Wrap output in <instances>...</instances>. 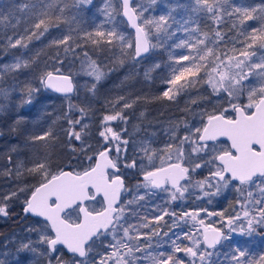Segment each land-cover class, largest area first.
Returning <instances> with one entry per match:
<instances>
[{"label": "snow or ice", "instance_id": "1", "mask_svg": "<svg viewBox=\"0 0 264 264\" xmlns=\"http://www.w3.org/2000/svg\"><path fill=\"white\" fill-rule=\"evenodd\" d=\"M91 3L21 0L7 15L0 14V27L17 12L28 25L19 31L21 21L17 18L11 26L13 34L0 36L4 42L0 50H27L30 42L49 36L47 47L55 49L51 66L46 61L35 78L39 87L29 82L21 89L20 106L31 104L41 89L65 97L74 93L71 72L62 71L69 57L80 60L81 71L93 79L88 91L95 94L107 73L93 56L118 54L123 59L115 62L123 65L131 61L135 66L172 41L168 47L183 52L176 56L170 52L171 74L156 99L175 101L182 92L203 83L213 94L225 95L229 108L201 111L196 123L184 117L170 120L162 138L145 132L137 140L127 125L140 97L120 96L105 103L97 144L85 145L89 125L84 120L91 117L89 110L81 107L80 119L68 120L67 130L69 144L79 141L82 146L76 164H61L47 151L56 139L51 128L32 135L30 142L43 144L45 152L29 164H17L14 173L35 182L0 194V215L7 216L10 203L25 196L24 213L40 219L27 230L36 239L21 241L18 251L36 254L45 264H216L220 248L234 234L247 242L264 229V0L258 4L190 0L191 15L176 22L175 31L169 23L171 12L158 18L147 15L156 0L148 7L140 0H103L98 9L103 19L85 29L79 24V12ZM124 26L134 30V36ZM224 28L227 31H222ZM178 32L184 38L176 42ZM39 57L40 52L14 57L12 63L0 66V80L38 65ZM7 94L0 89V96ZM241 98L247 102H239ZM68 107L69 113L76 109L71 103ZM144 115L140 113L141 118ZM142 128L136 126V135ZM221 138L227 143L221 144ZM205 171L202 178L193 179ZM129 172L139 177L132 187L126 185ZM12 174L9 170L8 175ZM229 189L236 194L232 215L206 208L182 212L171 208L172 202L197 192L195 200L211 203L213 197ZM159 193L167 195L163 203L168 207L152 200ZM202 214L218 219L206 222ZM164 227L168 231H162ZM58 246L70 257L65 259ZM224 255L228 264H264V254L251 256L239 242Z\"/></svg>", "mask_w": 264, "mask_h": 264}, {"label": "trees", "instance_id": "2", "mask_svg": "<svg viewBox=\"0 0 264 264\" xmlns=\"http://www.w3.org/2000/svg\"><path fill=\"white\" fill-rule=\"evenodd\" d=\"M98 2L101 3L103 0H98ZM189 2L190 0L175 1V11L171 13L172 19L169 20V23L173 25L171 29L172 31H175L176 29V22L182 23L184 20L189 19L191 15L188 7ZM245 2L258 4L260 0H245ZM19 3H21V0H0V14L7 15L9 12H6L1 4H13L14 6ZM164 14L167 13H164L162 10L152 17L158 18ZM17 18H20L21 21L20 24L17 25L19 31L22 32L24 28L28 27V25L24 23L22 15L17 12L14 16L10 15L8 17L5 26L0 27V36H3L5 33L7 35L13 34L14 29L11 26L16 25ZM78 20L79 24L85 29H90L95 24L100 23L102 17L100 16L99 11H96L95 0L92 4L87 5L84 11L82 9L80 10ZM124 27L128 32V27ZM201 27L204 30H207V25L203 22H201ZM222 31H227V28L222 29ZM53 35H58V33L53 32ZM51 38L52 37L49 36L47 38H41L40 41H32L27 50H0V65L6 60L20 56L22 53H26L27 56H34L37 52H40L38 65L28 69H22L15 74H8L4 79L0 80V89H4L8 93L7 96H0V194L16 190L20 187H25L26 185L30 186L35 182L27 175L16 177L14 173L17 164H29L32 159L38 155L42 156L45 152L43 144H33L30 142V137L32 135L40 134L42 131L51 128L55 133L56 139L54 144L48 147L47 151L52 153V158L61 164H68L69 161H71L74 166L77 162L80 148L82 147L79 141H72V143L69 144L70 138L67 135V130H69L68 120H76L79 118V112L77 111L79 107H76L71 113H69L68 107L69 103L74 105L73 97L76 93L70 97H62L57 96L50 91L41 89V92L36 94L31 104L20 106L21 89L29 82L32 83L33 87H39L35 81L36 76L44 68L46 61L51 66L50 58L55 53V49L47 47ZM180 38H184V34L178 32L176 34V42H178V39ZM3 43V40L0 39V48H3ZM170 43H172V41L168 42V44ZM168 44H165L164 47H158L155 52L150 55V58L154 61H159L161 66L153 74L155 75V78L153 82H150L149 86L146 85L144 87L139 86V84L137 85L138 81L135 76V79L129 82L130 84L141 88L143 91L141 96L135 94V97H140L139 103L135 106V111L137 113L141 111L146 112L145 120L142 125L143 128H156L162 126L170 116L179 117V115H183L182 113H185L184 109L186 107L182 108V100L186 101L190 98L193 99L197 98V96L200 97L201 93L207 94L203 91L209 89L205 84L199 83L194 88L182 92L175 101L156 99L162 95V92L166 87V79L171 74L170 65L172 64V61L169 55L170 52L173 56L182 54L183 52L181 49H170ZM229 47H231V45H229ZM93 59H98L104 69H110V73L112 74L113 72L117 77L121 75L123 76V73L129 69V67H133L131 61H125L123 65L115 62L117 59H123L122 57H118V54L117 57H113L109 53H104L99 56H93ZM73 62L76 69L71 68ZM56 67H59V65H56ZM80 68V60H73L72 57H69L68 60L65 61L62 71L65 74L71 72L74 78L77 70ZM49 70H51V67H49ZM103 88L104 94L110 92V89L106 90L105 87ZM173 90L175 91V89ZM117 91L120 92V88H117ZM96 100V113H94L92 117L93 122L87 130L91 135V138H89L88 133H86L84 138L85 145L97 144V126L99 125V117L105 110L101 100L99 98ZM245 101L246 98H241V102L244 103ZM149 125H151V127H149ZM76 130L79 131L80 128L77 127ZM72 148H75L76 152H72ZM9 157H11V163H9ZM9 170H13L12 175H8ZM202 176L203 174L200 177L196 178V176H194L193 178L200 179ZM24 200V195L18 196V198L10 203L8 215L4 218H0V245L2 244L3 238L11 237V235L22 227L25 221L34 220L33 218L31 219L24 215ZM172 208L177 212L193 210V208L190 207H185L184 209L179 208V205L177 206L176 204H173ZM214 209H221V205H217ZM251 238L252 239L247 242H245V239H242L244 249L248 251L251 256L264 254V229L258 230ZM235 245L236 242L234 240L225 242L223 247L220 248L221 254L215 258L216 264H228V258L224 253L231 252ZM62 253L65 255V259L70 257L67 253H64L63 251ZM9 260L11 261L7 263L2 262V264H45L44 258L32 260L31 256L27 253L14 255Z\"/></svg>", "mask_w": 264, "mask_h": 264}, {"label": "rangeland", "instance_id": "3", "mask_svg": "<svg viewBox=\"0 0 264 264\" xmlns=\"http://www.w3.org/2000/svg\"><path fill=\"white\" fill-rule=\"evenodd\" d=\"M94 0H92L93 3ZM175 1L176 0H156L155 4H151L150 10L147 13L149 16L156 15L157 12L162 11L164 13H169V12H174L175 11ZM96 2V11L102 6V3H99L98 0H95ZM141 3H143L146 7H148L151 3V0H140ZM91 3V4H92ZM174 4V5H172ZM1 6L4 7V9L9 11L13 7V4H1ZM87 5L83 6L81 9L84 11L85 7ZM165 10V11H164ZM100 16L102 17L101 13L99 12ZM164 14V15H167ZM103 19V17H102ZM128 27V26H127ZM128 34L134 36V33L131 32V30L128 27ZM14 59V58H13ZM13 59L6 60L5 62L2 63V65L10 64L13 62ZM132 63V62H131ZM159 65V67H155V65ZM133 66V65H132ZM161 64L157 60H152L150 56L145 60L142 61L140 64L135 65L133 67H129L124 73L123 76H115L112 72L110 73V69L106 70L107 75L104 77V79L97 84V89L95 94H92L91 92L88 91V88L91 86V83L93 82V79L89 76H86L82 71L81 68L77 70L76 76L73 78L75 81V86H76V94L73 97L74 105L76 107H84L89 110V116L91 117L90 119H85L84 123L88 124L89 126L92 124V117L94 113H96V102L97 98L101 100V103H103L104 110H105V103L108 100H115L116 98L120 96H126V97H131L132 99H135V94H138V96L142 95V90L139 87H136L129 82L131 80H134L135 77L137 82V85L139 86H146L150 85V82H153L154 76L156 70L160 68ZM72 69H76L74 66V62L71 64ZM78 69V68H77ZM145 72L148 73L147 76H145ZM135 76V77H134ZM87 85V87H86ZM106 90L110 89V92L104 94V88ZM117 88H120V92L117 91ZM105 90V91H106ZM207 94L201 93V96H197V98L189 99V100H182V108L186 107L184 109L185 113H182L183 115L178 116H170L168 120H166L165 123H163L162 126H158L156 128H142L141 132L139 135H136V126L143 125V122L145 120V115L144 117H140V113L143 112L146 114V112L141 111L137 113L134 109L129 113L130 116H132L131 122L129 125H127L129 132L133 134L134 138L139 140L144 137L145 132L147 133H153L155 132L157 134V138H162V130L167 127L168 122L170 120H175L180 117L186 118L189 122L191 123H196L200 120V116L198 113L201 111L207 110V111H212L215 108H229V103L227 101V97L225 95H216L211 92V89H207L206 91ZM2 97V96H1ZM97 97V98H96ZM193 100H196L198 103L196 105L192 104L191 102ZM241 102V101H239ZM245 101L244 103H246ZM180 104V105H181ZM79 112V109L77 110ZM231 114V113H229ZM80 119V113H79V118ZM198 126V124H197ZM79 127V126H77ZM118 130V129H117ZM88 133V132H87ZM89 138H91V135L88 133ZM89 141V139H88ZM221 144L226 143V141H220ZM88 145V144H87ZM129 152L131 153V149H129ZM129 176H134L132 172L128 173ZM203 175H206V171L202 173ZM197 178V177H196ZM195 178V179H196ZM194 179V178H193ZM137 183H131L133 186ZM15 186V185H14ZM132 187V186H131ZM196 195H199V193H194L193 196L186 197L183 201L180 202L179 208L184 209L185 207L187 208H193V209H200V208H206L209 212H225L226 215H232L233 214V206L236 201V194L234 191L231 189L224 191L220 196L213 197L211 200V203L207 201V199L203 201H197L194 199ZM152 200L154 201L155 204H161L164 207H168V205L164 204L163 202L167 200V195L165 193H159L157 196L153 197ZM175 204V202H172L171 208ZM182 205V206H181ZM217 205H221V209L215 210L214 208ZM149 206L151 207L152 204L150 203ZM174 209V208H172ZM5 216L0 215V218H4ZM202 218H204L207 221H216L218 218H212V217H204L202 214ZM37 219H34L32 221H25L24 224L20 229H18L11 237L8 238H3L2 239V244L0 245V262H10L12 256L17 255V254H23L27 253L28 255L31 256L32 260H37L42 257L26 252V251H18L20 248V242L21 241H26L28 239L35 240L36 236L34 234H30L27 230L29 228L35 227ZM172 225L171 220L168 221V227ZM187 227H185V231H187ZM242 239H245L244 237H241L239 235L234 234L232 237V240H234L236 243L239 242L242 247ZM252 239V238H250ZM231 240V241H232ZM15 249V251H14ZM17 250V251H16ZM42 249L38 250L41 251ZM220 251V250H219Z\"/></svg>", "mask_w": 264, "mask_h": 264}, {"label": "flooded vegetation", "instance_id": "4", "mask_svg": "<svg viewBox=\"0 0 264 264\" xmlns=\"http://www.w3.org/2000/svg\"><path fill=\"white\" fill-rule=\"evenodd\" d=\"M227 143V142H226ZM139 179V177L138 176H136V175H134V176H129V174H128V177H127V179H126V185L127 186H129V187H131V186H133L131 183H134V182H136L137 180ZM180 202L181 201H175V204L178 206V205H180ZM96 207H99V204H97L96 205ZM25 215V214H24ZM26 216V215H25ZM28 218H33V219H37V218H34V217H30V216H27ZM37 220H39V219H37ZM172 226V225H171ZM170 226V227H171ZM162 231H168V227H164L163 229H162ZM174 231H178V230H176V229H174ZM61 248V250L65 253V251L62 249V247H60ZM68 254V253H67ZM69 256H70V254H68Z\"/></svg>", "mask_w": 264, "mask_h": 264}, {"label": "water", "instance_id": "5", "mask_svg": "<svg viewBox=\"0 0 264 264\" xmlns=\"http://www.w3.org/2000/svg\"><path fill=\"white\" fill-rule=\"evenodd\" d=\"M129 29L131 30V32L132 33H134V30H132L130 27H129ZM151 55V54H150ZM65 74V73H64ZM73 83H74V87H76L75 86V81H74V79H73ZM46 91H50V92H52V93H54V94H56L57 96H62V97H65L63 94H61V93H56V92H53V91H51V90H46ZM76 92V91H75ZM74 92V93H75ZM74 93H72V94H69V96L68 97H70L71 95H73ZM220 141H226L227 142V140H226V138H221L220 139ZM26 216H30V217H34V218H37V219H40L39 217H35L34 215H32V214H26V213H24ZM58 247H62V249L65 251V253H67V250L66 249H64L63 248V246H58ZM69 254V253H68ZM71 255V254H70Z\"/></svg>", "mask_w": 264, "mask_h": 264}]
</instances>
